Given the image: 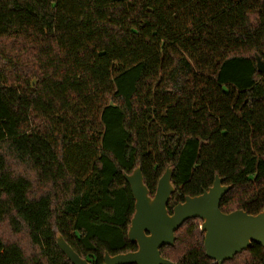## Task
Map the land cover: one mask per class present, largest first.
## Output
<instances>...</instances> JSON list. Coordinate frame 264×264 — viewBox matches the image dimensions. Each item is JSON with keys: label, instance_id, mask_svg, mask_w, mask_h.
<instances>
[{"label": "trees", "instance_id": "trees-1", "mask_svg": "<svg viewBox=\"0 0 264 264\" xmlns=\"http://www.w3.org/2000/svg\"><path fill=\"white\" fill-rule=\"evenodd\" d=\"M264 0H0V264H91L137 249L125 174L168 204L232 188L223 212L264 206ZM186 220L177 264H217ZM223 264H264L254 243Z\"/></svg>", "mask_w": 264, "mask_h": 264}, {"label": "water", "instance_id": "water-1", "mask_svg": "<svg viewBox=\"0 0 264 264\" xmlns=\"http://www.w3.org/2000/svg\"><path fill=\"white\" fill-rule=\"evenodd\" d=\"M257 68L264 73V61L256 58ZM173 166L168 164L158 180L156 191L151 194L138 165L131 174H125L134 199L135 210L128 228L130 241L137 249L110 255L104 254V264H177L161 254V247L174 245L175 232L188 219L201 220L206 255L217 264H223L254 243L264 247V206L256 214L243 209L223 212L220 203L232 188L224 184V178L215 176L212 186L195 196H185L184 201L173 206L168 204L176 188L172 183ZM57 245L72 264H91L80 256L61 233L57 234Z\"/></svg>", "mask_w": 264, "mask_h": 264}]
</instances>
